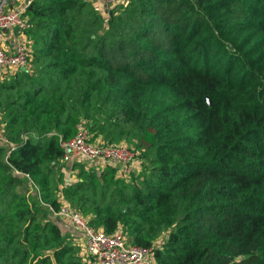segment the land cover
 Segmentation results:
<instances>
[{
  "label": "trees",
  "instance_id": "16d2710c",
  "mask_svg": "<svg viewBox=\"0 0 264 264\" xmlns=\"http://www.w3.org/2000/svg\"><path fill=\"white\" fill-rule=\"evenodd\" d=\"M24 16L28 68L0 79V264H93L58 192L156 264H264V0H126L107 22L90 0H31ZM81 121L136 141L142 170L75 163L67 185Z\"/></svg>",
  "mask_w": 264,
  "mask_h": 264
},
{
  "label": "built area",
  "instance_id": "2783aa9c",
  "mask_svg": "<svg viewBox=\"0 0 264 264\" xmlns=\"http://www.w3.org/2000/svg\"><path fill=\"white\" fill-rule=\"evenodd\" d=\"M125 1L100 0V4L104 6L106 13H110L111 9L108 10V8H113ZM30 2L31 0L20 7H12L11 0H0V78L2 75L22 69L23 66L28 68L31 49L26 31L31 24L24 16V12ZM103 138L91 141L86 123L79 122L76 134L61 142L64 148L63 161L70 167L75 163L86 161L100 165L139 162L131 147L123 144H108ZM13 148L14 145L10 150ZM30 183L34 182L30 179ZM60 199L64 197L61 196ZM64 200L56 214L84 235L85 249L92 256L94 264H156L155 247H143L130 243L127 235L120 228L113 233H107L102 228L91 226L87 217L69 204H65Z\"/></svg>",
  "mask_w": 264,
  "mask_h": 264
},
{
  "label": "rangeland",
  "instance_id": "374dc122",
  "mask_svg": "<svg viewBox=\"0 0 264 264\" xmlns=\"http://www.w3.org/2000/svg\"><path fill=\"white\" fill-rule=\"evenodd\" d=\"M94 7L100 12L103 14V17H104V20L107 22L108 20V14L109 13H106L105 12V8L104 6H102L100 4V0H90ZM12 4L11 6L12 7H15V6H22L24 5L25 3L29 2V0H11ZM117 6V5H116ZM115 6V7H116ZM108 8V10L111 9V11L115 8ZM17 35V34H16ZM18 36V35H17ZM0 79H4V75L1 76ZM103 137V136H102ZM104 141H105V138H103ZM106 142V141H105ZM119 144H123V145H126L128 147H131L135 150H138L140 155L139 156H142L143 155V150L140 149L138 146H137V143L136 141H132V138L131 139H124L122 141H120ZM138 154V152H137ZM140 158V157H139ZM142 158V157H141ZM140 158V159H141ZM141 161V160H140ZM77 164H84L85 166H87L88 168H93V169H97V170H103L104 168H106L107 166L106 165H100L96 162H91V161H86L84 163H77ZM76 165V164H74ZM74 165L72 167H70V169L67 170V173H66V184L69 185L72 183L73 179L75 178V175L77 173V170L74 167ZM119 170H118V175L120 177H124L127 181H130V176H131V171H134V173H138L142 170V166L140 164V162H138L137 164H131V163H127V164H120L118 166ZM58 195L63 196V192L62 193H57ZM61 202L64 200V199H60ZM65 204H69L72 208H75L69 201L67 200H64ZM88 216V215H87ZM85 216V217H87ZM66 223V222H65ZM68 225H70L69 223H66ZM70 227L72 228L71 229V233L75 235L76 239L78 242H83V246H84V252H87L86 249H85V237L84 235L78 230L76 229L75 227H73L72 225H70ZM82 234V235H81ZM159 239V238H158ZM82 253V251H81ZM86 255V254H85ZM94 264V263H93Z\"/></svg>",
  "mask_w": 264,
  "mask_h": 264
},
{
  "label": "crops",
  "instance_id": "0c3cea01",
  "mask_svg": "<svg viewBox=\"0 0 264 264\" xmlns=\"http://www.w3.org/2000/svg\"><path fill=\"white\" fill-rule=\"evenodd\" d=\"M3 132H4V128L2 127V125L0 124V144L3 142V141H6L4 135H3Z\"/></svg>",
  "mask_w": 264,
  "mask_h": 264
},
{
  "label": "water",
  "instance_id": "95a60500",
  "mask_svg": "<svg viewBox=\"0 0 264 264\" xmlns=\"http://www.w3.org/2000/svg\"><path fill=\"white\" fill-rule=\"evenodd\" d=\"M22 69H23V70H27V68L24 67V66L22 67ZM208 102L211 103L210 99H208Z\"/></svg>",
  "mask_w": 264,
  "mask_h": 264
}]
</instances>
